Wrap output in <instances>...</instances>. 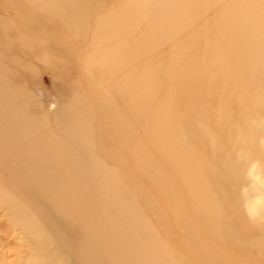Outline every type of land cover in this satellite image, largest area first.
Returning a JSON list of instances; mask_svg holds the SVG:
<instances>
[{
	"label": "rangeland",
	"instance_id": "rangeland-1",
	"mask_svg": "<svg viewBox=\"0 0 264 264\" xmlns=\"http://www.w3.org/2000/svg\"><path fill=\"white\" fill-rule=\"evenodd\" d=\"M0 65V264H264V0H0Z\"/></svg>",
	"mask_w": 264,
	"mask_h": 264
},
{
	"label": "bare ground",
	"instance_id": "bare-ground-1",
	"mask_svg": "<svg viewBox=\"0 0 264 264\" xmlns=\"http://www.w3.org/2000/svg\"><path fill=\"white\" fill-rule=\"evenodd\" d=\"M220 41L223 44H231L233 41H235V38L231 37L229 39H226L224 37V38H221ZM3 89H4L3 78L2 76H0V155L2 154V151H4L8 147V145L12 144L13 141L15 140V138L12 136L13 131H16L15 135L22 134V132L20 133L18 132L19 130L18 122H15L11 119H6L9 117L15 118L16 112L17 113L19 112L13 108L14 106L12 104L5 103V101L3 100ZM162 108H164L163 104L161 106V109ZM5 111H6V115L3 116ZM51 151L52 150L50 149L47 153V152H44V150H42L41 152H39L37 155H35L32 158H29L30 157V154H29V156L23 162V165H26L24 167L26 170V174L21 175L17 173V176L14 175L15 181L19 183H25V182L29 183L28 186L26 185L28 190L30 189L27 195H31L35 193L40 194L43 189H51V187L54 185V180H53L54 175L64 174L65 170L69 171L68 167L65 164L67 163L68 159L72 160V157L76 156L75 154L72 153L71 150L67 148L66 151L63 153V156L58 155L55 159L51 160L49 157ZM46 157H49L48 161H46ZM0 159L2 158L0 157ZM0 163L3 166H5L1 160H0ZM60 164H62L65 168L60 166ZM73 168L74 167H71L70 170ZM81 168L82 166L77 165L75 170H78ZM42 176H46V179L45 177H42ZM75 176H76V179H80L82 176V172L76 171ZM15 203L17 204L18 207L22 206L20 201L15 202ZM22 215L23 217L26 218L27 215L29 214H27V212L25 211V212H22ZM28 231L34 235V229L28 227ZM65 243L70 245V242L67 238L65 239ZM61 264H74V260L70 256H64L62 258Z\"/></svg>",
	"mask_w": 264,
	"mask_h": 264
}]
</instances>
